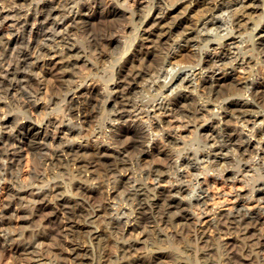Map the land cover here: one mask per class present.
Masks as SVG:
<instances>
[{
	"label": "bare ground",
	"instance_id": "obj_1",
	"mask_svg": "<svg viewBox=\"0 0 264 264\" xmlns=\"http://www.w3.org/2000/svg\"><path fill=\"white\" fill-rule=\"evenodd\" d=\"M9 3H14L17 5V7L15 9H6L5 5ZM169 3L165 0H80L78 6L73 8L71 10V14L69 15L67 12L68 0H0V126L14 128V131L11 133L7 131L0 133V173L3 174V176L0 178H2L5 182L3 185L4 188L1 186L3 189L0 191V245L8 243V246L12 247L14 256L25 255L27 258L26 260L24 259V263L22 264H66L65 255L67 257L68 254V257L71 258L72 261H75L76 259L81 258L83 251L84 254L86 253L84 248L78 247L76 244H74V241L77 242L78 237H74L76 240H69L68 238H72L73 236V233H71L72 229H80L77 222L74 220L78 217V212L70 209L72 205H69L70 208H67L65 205L67 203L65 201L61 204V206L59 205L61 208L59 210L57 208L58 206H55V208L53 207V200H47L50 196H58L57 194L60 188L57 184H55L57 186H52L47 190L38 189L36 192L34 188H32L29 190L27 195L21 194L20 191L18 192V190L14 189L16 187L14 181V172L17 173L21 167H23L22 164L25 153L31 155L32 158L30 157V162H32L33 165H36L37 163L34 161V156L41 152H46L47 159L43 161L42 165V168L46 166V169L47 167L50 168L51 166H55V164L58 163H68L71 161L75 167L78 165L77 171L81 174V181H84L87 184L88 182L94 180L93 176L96 175L95 173L99 166L106 167V175L110 176L108 180L112 179V184H115L116 180L120 178L125 180L122 181L125 182L124 186L135 198L138 196V194L140 195V192L135 185L134 187L131 185L133 182V178H131L132 176L129 177L128 174H126L119 178L116 176V173L118 172L117 170L119 169V165L120 168H124L129 165L132 167H130L131 169L136 168L137 172L142 168L143 172H141V174L144 176L145 180L150 182L146 184L144 183L141 186L143 189L148 187L149 190L150 188L151 192L153 193L154 198L152 201V207L144 208L143 210L140 209V211L136 213L137 211L135 212L133 206V202L136 200L132 198L129 208H125L122 213H119L121 214L122 218L127 219L123 227V232L126 234L129 232L133 233V231H136L137 229L135 225L130 223L132 221L129 219L131 216H143L147 215L148 213L156 212L159 209L157 212L160 213L162 210H166L168 213L178 212L179 215L176 216V219L181 222L190 216L188 214L191 210L193 211L192 215L197 217L212 214L213 219L211 221L208 220L209 223L207 226L209 228L214 227L217 230H221V228H226L227 230L232 229L235 231L241 230L245 235H249L250 233L252 235L254 233L252 239V241L255 242H253L254 246H256V249L258 250L262 248L264 243V238H262V236H264V233H261L260 227H264V208H249L244 204V202L258 203L264 200V180L257 181L251 187H245V177L253 175V173L248 170L250 164L241 166L243 170L242 175L239 179L234 181L233 176L235 175V172L233 168L230 167L232 156L228 154V149H224L223 155L212 156L210 158L211 162L218 164L223 174V179L220 180V184L223 183L225 186H229L228 191H219V193L212 196L211 189L213 187L217 189L218 187L216 176L213 177V180H207L208 177H206L207 179H203V181H201L199 178L200 175H203L204 172L209 170V158L204 154H201L199 158L205 161V163L199 170V174H197L196 169L188 167V158L186 156H182L180 158V164L182 167L187 168V171L182 172L179 176V179L188 178L191 181L192 178H196L200 185L207 190L208 197H210L203 198L202 196L200 200L193 199L192 205H189L187 200V196L191 191L188 185L173 183V178L166 173L168 172V158L171 152H179L183 149L185 144L189 143L194 137L197 136L213 138L217 137V125H221L224 132L231 137L230 142L233 145H237V142L240 140L246 141V143H244L242 146L237 145L234 147L232 149L233 154L245 155L246 153H252L251 159H258L259 157L256 155L257 153H259V156H264V115L260 114V101L261 98H264V23L262 25V21L264 19V0H180V3ZM118 17L124 20V22L127 21L128 25L133 27L131 31L133 30L134 39L131 40V45H128L130 46V49H132L131 57L126 60L123 59L124 61L121 63H117L115 65L110 64L109 69H111V72L109 81L111 82L110 85L105 86L104 89L100 90L99 87L88 84L82 87V91L80 93L74 92L72 94H66L65 99L68 100L67 103H73L77 99L76 94H79V96H77L79 99L83 98V100L86 102H92L91 104L93 105V101H95L94 99H97V96L100 95L99 97H101V100L98 101L101 102V109H104L105 112H110L115 105L122 104L127 98L138 96L149 89H151L152 92H159L162 90V95L166 99L160 103H163L164 107H153L149 113L150 116L156 118L155 124L152 125L155 139H153L152 143L148 146L150 149L149 151L140 152L137 156V145L139 140L144 135L141 124H150L151 121H148L147 118H145L144 121L135 120L133 118L134 114L132 112L131 104L126 105L128 111H122L120 116L116 117V119L121 121L120 123H105V129L101 132V145H99L98 138L96 139L95 136V140L93 141L94 144L92 145L88 142L83 144V141V143L78 142L73 144L72 141L76 140L73 139V137L77 134H80L81 129H76L74 126L72 127L68 123H61L60 120L54 117L51 118V120L59 125V128L55 133V138L46 135V125L49 124L50 119L39 121L41 118L39 115V120L36 118V113L40 108V104L38 102L34 107H31V119H23L22 122L17 123V119L7 118V115H5L7 109L4 100L8 99L10 102L12 99H15L23 103L25 105V110H27L29 107L27 91L29 85H31L33 89H35L37 85H41L43 89L44 86L47 85V82H49L50 77L53 76H58L57 78H60L64 82L68 81L66 84L73 83L72 81H74L75 75L79 74V72L77 73V65L81 61V58L79 57L80 55L78 56L79 50L77 48L76 50H69V47L67 49H65V47H67V45L73 41L75 31L78 28L83 29L86 41H88L90 44L91 55L97 54L99 52L101 53V56H99L102 63L109 61L108 58L112 57L109 56L110 53L107 54V52L112 46H116L117 44L121 43V37L118 39L116 36L117 33L111 29L107 35L103 34L102 37L96 38L94 37L95 35L93 30H91L93 29L92 23L95 20L106 21L113 20ZM127 27L128 26L125 25L124 30ZM80 34H82V32H80ZM225 39H228V41L224 42ZM74 52L76 53V60L72 63V56H70V54ZM154 53H157L158 56H153ZM87 55H89V53ZM155 56L157 58H155ZM151 57H153L152 62H150ZM189 57L191 61H187L188 64L181 68L180 63L182 64L186 62L180 61ZM88 59L91 58L88 57ZM113 61L115 62V60ZM96 63H98V61ZM105 64L107 65L108 63ZM258 67V70L260 71L256 69ZM86 68L84 67L83 69ZM95 70L93 72H95ZM238 70L241 72H246L249 76L244 77L245 75L243 74V76L241 74L243 76L242 78H236L235 73ZM82 77H84V75ZM96 79H98V77ZM50 86L52 87V84ZM22 87L26 90L25 92H21ZM59 87L60 85H58V88ZM96 87L100 92L97 91L98 89H96ZM60 89L61 88L58 90ZM55 91L57 90L55 89ZM58 92L57 94L60 93ZM109 93L111 94L110 97L108 96ZM42 94L46 93H43L42 91ZM197 100L201 102L199 107L205 111L200 115H196L195 120H193L191 118L192 112L189 110L188 106L195 105ZM55 106L56 105L53 107ZM70 112L71 111H68V116H71ZM92 112L93 111H91V113ZM217 117L220 119H217ZM125 121H127V123H125ZM161 127L163 128V132H161ZM245 131H247V133ZM187 133H189L190 136L186 135ZM65 136H67V138L71 141L70 144L63 142ZM177 138H179V140ZM124 140H128L129 143L125 144L124 147L119 148V150L117 147L111 146L113 144H121ZM212 143H215V140H213ZM45 145H47L46 148L44 147ZM89 152H93L92 154L95 156V159L89 158L90 160L88 159L87 161H83L86 159L78 161L80 157H83H79V155H86ZM213 152L219 153L220 148L214 147ZM91 155H89V157ZM147 158H151L152 160L149 161L147 165H143ZM116 161L119 162L118 166L115 164V166H113L112 162ZM34 167L36 166H33L32 168L34 169ZM33 169L32 171L30 170L31 172L29 173V178L28 176L26 177L30 181V183L28 182L29 185L34 183L31 182L33 181L34 176L39 177L41 183L44 182L47 176L45 174L49 171H46L45 174L35 173ZM125 169L126 168L123 170L125 171ZM55 171H57V169ZM79 173L77 175H79ZM160 173L165 174L159 175ZM26 175L28 174H25V176ZM97 176L98 179L101 178V175L100 178L99 174ZM102 176L104 175L102 174ZM48 177L47 179L50 180ZM22 180H24V178ZM157 181H159L158 184ZM36 184L38 185V183ZM237 184H241L242 187L236 188L235 185ZM71 185L73 184L71 183ZM121 188L123 187L120 186V189ZM77 189L79 190L77 191L83 193L84 196L88 198V200L91 198L90 196L95 190L92 188V186L81 185H79ZM127 189L125 193L128 192ZM116 191L120 192L118 190ZM250 191L251 196L249 197ZM81 196L83 197L82 194ZM214 196H218V199H223L224 202H232V207L224 214L221 212L216 213L215 207L221 204V200L214 203L212 202L213 205L211 203L212 206H210V202L214 201ZM182 197L184 198L182 199ZM95 200H97L96 196L94 198V201ZM97 202L98 200L96 203ZM224 202L222 201V203ZM139 203L141 204V201ZM192 206H194V208ZM76 207H78V204ZM76 207L74 209H76ZM91 207L93 209V206ZM103 208L105 211V207ZM101 209L94 212V217L92 218L93 220L95 219V221H97L101 219ZM46 212H48V214L44 216ZM41 215L44 216L47 226H43L45 228H43V230H41L37 235L34 234L36 237H34L32 242L24 243V240L21 241L17 239L16 243H11L12 240L16 239V237L20 235V233L17 231V226L24 223L26 224L27 221H32L36 218L38 219V217ZM85 216L87 215H84V217ZM150 220L151 219H149V221ZM36 224H38V222ZM100 224L98 226H100ZM112 224L113 223H111V225ZM163 224L164 223H162V225ZM145 225L147 226V224ZM185 225H187L186 222ZM193 225H195V223ZM21 227L23 228V226ZM190 227L188 226V228ZM201 227L203 228V226ZM6 230L8 232L7 236L3 234ZM205 230L207 232L208 229ZM112 231L116 232L117 230ZM139 231L140 230L137 232ZM55 232L57 235L64 233L67 236V247L69 248V251L67 250V254L63 249H61L65 246L60 247L63 242L59 245L60 248L57 247L61 250H57L56 248L53 249V246L49 247V242H46L51 235L55 234ZM178 232L179 231H177V233ZM222 232L225 233L224 231ZM28 233L30 232H27L26 234L28 235ZM79 235L80 234H78V236ZM255 235L257 236L255 237ZM60 236L62 237L63 235ZM128 236H130V234L127 235V238ZM94 237L91 236V238L95 239ZM120 237L121 236H119V239ZM211 237L214 238L213 236H210V238ZM28 238L29 237H27V239ZM115 238H118V236ZM233 239L236 240L235 238ZM243 239L244 238H242V240ZM249 240L251 239L249 238ZM249 240L247 239V241ZM204 241L205 239L203 240V243ZM215 241L217 242V240ZM82 243L85 244L84 242ZM93 243L95 242L93 241ZM238 246L239 245H237V248L240 247ZM88 248L91 249L90 247ZM205 250L206 249H204V251ZM210 251L209 253H212L214 250L212 252ZM122 253L126 252L123 251ZM237 253H239L238 249ZM37 255L42 257V260H38L36 258ZM78 256H80V258H78ZM215 256L217 255L215 254ZM215 256L214 261L216 260L215 258H217ZM233 256H235V254ZM112 260L110 262H112ZM18 261L20 262V260ZM66 261L68 260L66 259Z\"/></svg>",
	"mask_w": 264,
	"mask_h": 264
},
{
	"label": "rangeland",
	"instance_id": "obj_2",
	"mask_svg": "<svg viewBox=\"0 0 264 264\" xmlns=\"http://www.w3.org/2000/svg\"><path fill=\"white\" fill-rule=\"evenodd\" d=\"M165 1H168V3L169 4H174V3H180V0H165ZM118 19V20H117ZM121 18H116V19H113V20H106V21H103V20H95L93 23H92V26H93V29H91V30H93V33H94V37H96V38H99V37H102L103 36V34H108V32L112 29V30H114L117 34H116V36H117V38L119 39L120 37V40H121V43L120 44H117L116 46L114 45V46H112L110 49H109V51L107 52V54H109V56H111L112 58H108L109 59V61H106L105 63H108L107 65L105 64V63H102L101 62V58H100V56H101V53H97V54H92L91 55V48H90V44L88 43V41H86V37H85V35H84V33H83V29H81V28H78L76 31H75V36H74V38H73V43L72 42H70L69 43V45H67V47H65V49H67L68 47V49L69 50H76V48L79 50V54H78V56L81 58V61L78 63V65H77V73L79 72V74H77V75H75V78H74V81H72L73 83H68V84H66L67 82L65 81H62L60 78H57L56 76H53V77H50V79H49V82H47V85H45L44 86V88H43V93H46V94H42L43 96H41L42 98L39 100V104H40V108L42 107V108H44V109H38V111H37V115H36V118H38V120H39V118L41 117H43L42 119L40 118V120L39 121H41V120H46V119H51V118H53V117H51V118H49L48 116H47V113H46V110L47 109H49V106L51 107V108H56L58 105H59V103H61V94L62 93H64V98H63V105H65L64 106V111H65V113H66V115H67V113H68V111H71L70 113V115L71 116H68L67 115V118L69 119V120H72V121H75L77 118H78V121H79V127H75L76 129H81V133L80 134H77L76 136H74L73 137V139H76V140H73L72 142H73V144H75V143H78V142H82L83 144H85L86 142H88L89 144H94L93 143V141L95 140V137H96V139L98 138V143H99V145H101V132L105 129L104 127V125H105V123H106V120H105V118H103V117H105V113H107V112H105L104 111V109H101V102L100 101H98V100H101V97H99V96H97L98 98L97 99H94L95 101H93V105L91 104L92 102H86L85 100H83V98H81V99H79V97H77V96H79V94H76V100L73 102V103H70V102H68L67 103V101L68 100H66L65 99V95L66 94H72V93H74V92H76V93H80L81 91H82V87H84L85 85H88V84H92L93 86H97V87H99V89L101 90V89H104V87L105 86H108V85H110V81H109V77H110V72H111V69H109L110 67V64H117V63H121V62H123L124 60H126V59H129L130 57H131V51H132V49H130V46H128V45H131V43H132V41L131 40H133L134 39V34H133V30L131 31V29L133 28V27H131V25L129 26L128 25V23H127V21L126 22H124V20H122ZM108 21V22H107ZM106 22V23H105ZM123 23V25H122V23ZM263 23H264V19H263V21H262V25H263ZM125 25L126 26H128L125 30H124V27H125ZM95 26V27H94ZM123 27V29H122V27ZM251 26V25H250ZM95 28V29H94ZM107 28V29H106ZM115 28H117V29H115ZM109 29V30H108ZM95 30V31H94ZM106 30V31H105ZM120 30V31H119ZM122 30V31H121ZM77 31H78V33H77ZM124 31V32H123ZM80 32H82V34H80ZM126 32V33H125ZM97 33V34H96ZM123 33H124V36H123ZM128 33H130V34H128ZM78 34V35H77ZM100 34V35H99ZM80 36H82V37H80ZM78 37V38H77ZM85 40H84V39ZM132 38V39H131ZM83 39V40H82ZM78 40V41H77ZM226 40V41H225ZM224 40V42H227L228 41V39H225ZM256 40V39H255ZM79 41H82V42H79ZM76 42H78V43H76ZM126 42V43H125ZM72 43V44H71ZM76 43V44H75ZM78 44H79V46H78ZM87 44V45H86ZM77 45V46H76ZM81 45V46H80ZM118 47V48H117ZM124 47V48H123ZM73 48V49H72ZM124 50H123V49ZM88 49V50H87ZM126 49V50H125ZM130 49V50H129ZM92 50H93V48H92ZM101 50V49H100ZM99 50V51H100ZM88 51V52H87ZM116 51V52H115ZM122 51H123V53H122ZM101 52V51H100ZM75 53V52H74ZM74 53H72V54H70V56H72L71 57V60H72V63H73V61H75L76 60V53H75V55H74ZM81 53V54H80ZM89 53V55H87V54ZM122 53V54H121ZM74 55V56H73ZM100 55V56H99ZM154 55H156V56H158L157 55V53H154L153 54V56ZM91 56V57H90ZM95 58H94V57ZM122 56V57H121ZM155 56V58H157ZM88 57L89 58H91V59H88ZM114 57H116V58H114ZM118 57H120V58H118ZM75 58V59H74ZM159 58V57H158ZM124 59V60H123ZM151 59V61L150 62H152V59H153V57H151L150 58ZM91 62H90V61ZM113 60H115V62L113 61ZM155 60V59H154ZM181 60V59H180ZM87 61V62H86ZM98 61V63H96ZM187 61H191V59H190V57L189 58H187V59H182L180 62H186V63H180V67L181 68H183L184 66H186V64H188L187 63ZM90 62V63H89ZM100 62V63H99ZM112 62H114V63H112ZM88 63V64H87ZM84 64H87V65H84ZM95 66H93V65ZM102 64V65H101ZM105 64V65H104ZM86 66H87V68H86ZM93 66V67H92ZM98 66H100V67H98ZM108 66V67H107ZM79 67H81V68H79ZM86 68V69H83V68ZM103 68H105V69H103ZM80 69V70H79ZM82 69V70H81ZM91 69V70H90ZM96 69V70H95ZM257 70L259 69V67L258 68H256ZM84 70V71H83ZM86 70V71H85ZM95 70V72H93ZM97 70H99V71H97ZM103 70V71H102ZM83 71V72H82ZM89 71V72H88ZM93 73H92V72ZM258 71H260V70H258ZM239 72V73H238ZM98 74V75H97ZM107 74V75H106ZM244 77H246V76H249L246 72H241L240 70H238L236 73H235V76H236V78H242L243 76ZM84 75V77H82ZM104 75V76H103ZM105 76H106V78H105ZM98 77V79H96V78ZM100 77V78H99ZM52 78V79H51ZM59 79H60V81H59ZM82 79V80H81ZM93 79V80H92ZM50 80H53V81H50ZM55 80H58L59 81V83H58V81H55ZM85 80V81H84ZM91 80V81H90ZM104 81V82H103ZM58 84H57V83ZM80 82V83H79ZM82 82V83H81ZM84 82V83H83ZM94 83V84H93ZM108 83V84H107ZM52 84V87L50 86ZM71 84V85H70ZM49 85V86H48ZM58 85H60V87L59 88H61L60 90H58L59 88H58ZM76 85V86H75ZM99 85V86H98ZM103 85V86H102ZM57 86V87H56ZM63 86V87H62ZM101 86V87H100ZM79 87V88H78ZM96 87V89H98ZM64 88V89H63ZM76 88V89H75ZM50 89H53V90H50ZM55 89L57 90V91H55ZM99 89L97 90V91H99ZM65 90V91H64ZM48 92V94H47V92ZM51 93H50V92ZM60 93H59V92ZM57 92L59 93V94H57ZM100 92V91H99ZM50 93V94H49ZM55 93V94H54ZM45 95V96H44ZM59 95V96H58ZM58 96V97H57ZM45 99H49L48 101L47 100H45ZM57 100V101H56ZM66 100V101H65ZM81 100V101H80ZM54 103H53V102ZM60 101V102H59ZM83 101H84V104H83ZM44 102V103H43ZM51 102V103H50ZM57 102V103H56ZM82 102V103H81ZM86 103V104H85ZM100 105H99V104ZM42 104V105H41ZM45 104V105H44ZM48 104V105H47ZM58 104V105H57ZM70 104V105H69ZM54 105H56L55 107H53ZM85 105V106H84ZM87 105V106H86ZM48 106V107H47ZM72 106V107H71ZM46 107V108H45ZM74 107H75V109H74ZM84 107V108H83ZM87 107V108H86ZM89 107V108H88ZM69 108H70V110H69ZM88 110V112H87V110ZM97 108V109H96ZM85 109V110H84ZM93 111L92 113H91V111ZM44 111H45V113H44ZM39 112V113H38ZM89 112H90V115H89ZM42 113H44V114H42ZM81 115H80V114ZM85 113V114H84ZM96 113H97V115H96ZM84 114V115H83ZM88 114V115H87ZM38 115L40 116V117H38ZM73 115V116H72ZM10 116V117H9ZM13 116V117H12ZM47 116V117H46ZM76 116V117H75ZM82 116V117H81ZM91 116V117H90ZM92 116H93V118H92ZM97 116V117H96ZM74 117V118H73ZM7 118H10V119H17V117L16 116H14V115H7ZM45 118V119H44ZM54 118H56V117H54ZM82 121H81V120ZM87 120V121H86ZM95 122H94V121ZM104 121V122H103ZM64 123H67V122H64ZM97 123V124H96ZM69 124V123H68ZM82 124V125H81ZM88 124V125H87ZM92 125H94V126H92ZM70 126H72V125H70ZM82 126V127H81ZM89 126H91V127H89ZM73 127V126H72ZM93 127V128H92ZM95 127V128H94ZM92 128V129H91ZM94 129V130H93ZM83 132V133H82ZM98 132V133H97ZM246 133H247V131H245ZM83 134H85V135H83ZM80 135V136H79ZM98 135V136H97ZM186 135H189L190 136V134L189 133H187ZM95 136V137H94ZM82 137V138H81ZM80 139V140H79ZM100 141V142H99ZM70 144V143H69ZM49 153V152H48ZM93 152H89L88 154H84V155H79V157L80 156H83L82 158L80 157L79 158V160L78 161H82L83 159H86V160H83V161H87L89 158H91V159H95V156H93V154H92ZM92 154V155H91ZM26 155H28V153H25L24 154V156L25 157H23V164H22V166L23 167H21V169H22V173H23V177H22V179L24 178V180H22L23 182H21V183H23V184H21L20 186H22V187H20V186H17V185H15L14 187V189L15 190H18V192L20 191V193L21 194H26L27 195V193L29 192V190L30 189H32V188H34V190H35V192L39 189V190H47V189H49V188H51L52 186H57L58 185V187L60 188V190H59V192H58V196H59V198H58V196H56V197H51V199H50V197L47 199V200H53V207L55 208V206H58L57 208L60 210L61 208H60V206H61V204L62 203H64V201L67 203V204H65L66 205V207L68 208L69 207V205L71 206V208L70 209H73V210H75V211H77L78 212V219L76 218V219H74L75 220V222H77V224H78V226L80 227V229H76V228H74L75 230H71V233H73V236H72V238L71 237H68L69 238V240H71V239H73V240H76V238H74V237H78L77 238V242L76 241H74L75 243L74 244H76V246H78V247H81V248H84L85 249V251H86V253L84 254V251L81 253L82 254V256H81V258H80V256H78V258H80V259H76L75 261L73 260L72 261V259L71 258H69L68 257V240H67V236L64 234V233H62V234H59V235H57V233L55 232V234H53V235H51L48 239H47V243L49 242V244L48 245H50L49 247H52L53 249L54 248H56L57 250H61V249H63L64 250V252L67 254V257H66V255H65V262H66V264H80V262H81V264L83 263V264H117V262H118V264H134V262H135V264H171V257L174 255V254H176L173 250L174 249H176V248H179V250L181 251V252H183V255L185 256V257H187L189 260L194 256L195 257V259H196V261H197V264H212V262L214 261V256H215V254L217 255V256H215V257H217V258H215L216 260L214 261L215 262V264H224V261H223V259H221L220 257L222 256V254H223V251H224V249L226 248V249H228V250H230L231 248V250L229 251V253H230V255H234L235 254V256L237 255H239V253H237V249H238V251L240 250L239 248V246L241 245V244H249L250 242H252V243H250V245L253 247V250L254 251H261V250H264V243H263V246H262V248H260L259 250L258 249H256V246H254V241H252V239H253V234L251 235V233L249 234V235H245L244 234V232H242L241 230H237V231H235V230H232V229H230V230H227L226 228H221V230L222 231H224L225 233H223L221 230H217V229H215L214 227H208L207 225H208V223H209V221H211L212 219H213V216H212V214L211 215H205V216H200V217H197V216H195V215H192L193 214V211H189V214L188 215H190V216H188L186 219H184V221H178L177 219H176V217H175V220H174V224H175V232H173V228L172 227H170V226H168L166 223H164L163 225H162V223L163 222H161L160 224H159V227H160V229L162 230V231H160V233L157 235L156 233H153L152 234V239L150 240L149 239V236H148V234H149V232L151 231V228H149L150 227V225L149 224H151V222L152 223H154V222H156V219H157V216L156 215H158L157 213H159V214H161L160 212H157V211H159V209L156 211V212H153V213H148L147 215H139V216H136V217H134V216H131V218H129L130 220H134V221H136L135 223H133V222H130L132 225H135L136 226V231L134 230L133 231V233L132 232H129V233H124L123 232V230H124V225H125V223H126V221H127V219L126 218H122L121 217V214H119V213H122L123 212V210L126 208V209H128L129 208V205H130V202H131V200H132V198L133 199H135L136 201H134L132 204H133V206H134V209H135V212L136 213H138V211H140V209H144V208H151L152 207V201H153V193L151 192V190H150V188H149V190H148V187H146V188H144L143 189V187L141 186L142 184H144L143 183V181H146V183H149L150 181H147V180H145V178H144V176L141 174V172L138 170V172H137V169L136 168H134V169H131L132 167L131 166H126V167H124V168H126L125 169V171L123 170L124 168L122 167V168H120V165L118 166V161H116V162H112V164H113V166H115V165H117L118 167H119V169L117 170L118 172L117 173H119V175H117V173H116V176L117 177H122V176H124V175H126V174H128V176L130 177V176H132L131 178H133V182L131 183V185H135L136 187H137V189H138V191L140 192V195L138 194V196L135 198L131 193H130V191L124 186V184H125V182H122V181H125V180H122L121 178L120 179H117L116 180V183L114 184H112V182H113V180L111 179H109L108 180V178H110V176H107L106 174H107V169H106V167H101V166H99L98 167V170L96 171V175H94L93 176V179L94 180H92V181H90V182H88V184L87 183H85L84 181H81L82 180V178L80 177L81 176V174L77 171V167H78V165H76L77 167H75L74 165H73V162H71V161H69L68 163L67 162H63V163H58V164H55V166H51L50 168H48L47 167V169H46V166H44V168H42V166L40 165V167H39V164L37 165H33V163L32 162H30L31 161V155H28V156H26ZM89 155H91L90 157H89ZM87 156V157H86ZM31 157V158H30ZM86 157V158H85ZM29 160V161H28ZM90 160V159H89ZM152 159L151 158H147V160H146V162L145 163H143V165H147L148 163H149V161H151ZM28 162V163H27ZM29 162H30V165H29ZM72 163V164H71ZM63 164H64V166H63ZM115 164V165H114ZM28 165V166H27ZM31 165H33V166H36V167H38V168H36L35 167V173H44L45 174V172L46 171H49V172H46V174L45 175H47L46 176V179H45V181L44 182H42L41 183V181L38 183V185L36 184V183H33L34 181H31L33 184L32 185H29V183H30V181L28 180V178H29V173L32 171V167L33 166H31ZM30 166V167H29ZM131 167V168H130ZM42 168V169H41ZM57 169V171H55L56 169ZM58 168H59V170H58ZM66 168V169H65ZM39 169V170H38ZM44 169H46V170H44ZM50 169V170H49ZM54 169V170H53ZM29 170V171H28ZM31 170V171H30ZM41 170V171H40ZM128 170H130L131 171V173H130V171H128ZM133 170H135V171H133ZM38 171H40V172H38ZM64 172V174H63V172ZM120 171V172H119ZM121 171H124V172H121ZM55 172V173H54ZM100 172V173H99ZM102 172V173H101ZM104 172V173H103ZM16 172H14V174H15ZM48 173V174H47ZM60 175H59V174ZM79 173V175H77ZM123 173V174H122ZM139 173V174H138ZM25 174H28V175H26L25 176ZM62 174V175H61ZM99 174V178H100V175H101V178L100 179H98V175ZM102 174L104 175V176H102ZM121 174V175H120ZM212 175V176H211ZM28 176V178H26ZM49 176V177H48ZM74 176V177H73ZM79 176V177H78ZM138 176V177H137ZM215 176V174H214V172H210L208 175H200L199 176V178H200V180L201 181H203V179H207L206 177H208V179L207 180H213V177ZM47 177L51 180H48L47 179ZM53 179H52V178ZM64 177V178H63ZM76 177H77V179H76ZM96 177H97V179H96ZM106 177V178H105ZM61 178V179H60ZM105 178V179H104ZM28 181H27V180ZM63 179V180H62ZM76 179V180H75ZM102 179V180H101ZM137 179V180H136ZM143 179V180H142ZM68 180V181H67ZM64 181H65V183H64ZM29 182V183H28ZM84 182V183H83ZM119 182V183H118ZM25 183V184H24ZM26 183H27V185H26ZM71 183L73 184V185H71ZM140 183V184H139ZM5 184V182H3V183H0V187L2 186L3 188H4V185ZM52 184V185H51ZM55 184H57V185H55ZM217 184H218V187H217V189L216 188H212L211 189V194H212V196L213 195H215V194H217V193H219V191L220 192H223V191H228L229 190V186H225L223 183H221L220 184V180L219 181H217ZM36 185V186H35ZM41 185H43V186H41ZM60 185V186H59ZM75 185V186H74ZM79 185H81V186H92V188L93 189H95L94 190V193L90 196L91 198L88 200V198L86 197V196H84V194L83 193H81V192H78L79 190L77 189V187L79 186ZM96 185V186H95ZM112 187H111V186ZM119 185V186H118ZM50 186V187H49ZM66 186H68V187H66ZM73 186V187H72ZM120 186L121 187H123V188H121L120 189ZM128 186H130V185H128ZM0 188L1 190L0 191H2V189L3 188ZM18 187V188H17ZM74 187H75V189H74ZM119 187V188H118ZM141 187H142V189H141ZM235 187L236 188H240V187H242V185L241 184H237V185H235ZM68 188V189H67ZM101 188H102V190H101ZM116 188H118V189H116ZM123 189V190H122ZM126 189H127V191L128 192H126L125 193V191H126ZM63 190V191H62ZM73 190V191H72ZM77 191V192H75V191ZM97 190H98V192H97ZM116 190H118V191H120L121 192V194H120V192H117ZM122 190V191H121ZM146 190V191H145ZM70 191V192H69ZM96 191V192H95ZM104 191V192H103ZM116 191V192H115ZM150 191V192H149ZM61 192V193H60ZM69 192V193H68ZM74 192V193H73ZM103 192V193H102ZM123 192V193H122ZM71 193V194H70ZM100 193V194H99ZM102 193V194H101ZM120 194V195H118V194ZM143 193V194H142ZM81 194L83 195V197L81 196ZM97 194V195H96ZM151 194V195H150ZM99 195V196H98ZM101 195V196H100ZM102 195H103V197H102ZM105 195V196H104ZM115 195H117V196H115ZM143 195V196H142ZM66 196H68V197H66ZM75 196V197H74ZM93 196V197H92ZM95 196H96V199L98 200V202L96 203V201L97 200H95L94 201V198H95ZM133 196V197H132ZM97 197H99V198H97ZM107 197V198H106ZM112 197V198H111ZM116 198V200H115V198ZM127 197V198H126ZM145 197V198H144ZM151 197V198H150ZM215 198H214V201H211L210 202V206H212L213 205V203L214 202H218L219 200H221V199H218V196H214ZM131 198V199H130ZM71 201H70V200ZM76 199V200H75ZM103 199V200H102ZM106 199V200H105ZM123 199V200H122ZM128 199V200H127ZM145 199V200H144ZM150 199V200H149ZM217 199V200H216ZM56 202H55V201ZM78 200V201H77ZM82 200V201H81ZM87 200V201H86ZM104 200H105V202H104ZM111 200V201H110ZM118 200V201H117ZM125 200V201H124ZM141 201V204L139 203L140 201ZM144 200V201H143ZM74 201H76V202H74ZM87 203H86V202ZM94 201V202H93ZM148 201V202H147ZM222 201L224 202V200L222 199L220 202H221V204L220 205H217L216 207H215V212L216 213H222V214H224L226 211H228V209H230L231 207H232V205H233V203L232 202H224V203H222ZM59 202V203H58ZM70 204H69V203ZM126 202V203H125ZM143 202V203H142ZM213 202V203H212ZM73 203V204H72ZM80 203H81V205H80ZM104 203V204H103ZM149 203H151V204H149ZM211 203H212V205H211ZM257 202H244V204H245V206L246 207H249V208H259V207H263L264 208V200L262 201V202H258L257 204H256ZM56 204H58V205H56ZM77 204H78V207H76L77 206ZM86 206H85V205ZM88 204V205H87ZM90 204V205H89ZM95 206H94V205ZM103 206H102V205ZM107 204V205H106ZM112 204V205H111ZM126 204V205H125ZM139 204V205H138ZM60 205V206H59ZM105 205V206H104ZM121 205H123V206H121ZM143 205V206H142ZM251 205V206H250ZM261 205V206H260ZM73 206H75L76 207V209H74L75 207H73ZM85 206V207H84ZM91 206H93V209H92V207ZM110 208H108V207ZM138 206V207H137ZM143 208H142V207ZM256 206V207H255ZM91 207V208H90ZM103 207H105V211H104V208ZM137 209H136V208ZM140 207V208H139ZM84 208H85V210H84ZM95 208V209H94ZM102 208V209H101ZM79 209V210H78ZM99 209H101V219H99V220H97V221H95V219L93 220L92 218L94 217V212H96L97 210H99ZM107 209V210H106ZM109 209V210H108ZM114 210V211H113ZM218 210V211H217ZM89 211H90V213L91 214H93V215H91L90 213H89ZM112 211V212H111ZM84 212V213H83ZM107 213H108V215H110V216H108L107 215ZM110 213V214H109ZM156 213V214H155ZM48 214V212H46L45 213V215L44 216H46ZM81 214V215H80ZM117 214H119V215H117ZM43 215H41V216H39L38 217V219H40V220H38L37 218L36 219H34V220H32V221H27L26 222V224L24 223V224H20L19 226H17V231H18V233H20L21 234V232H23V236L25 237V239H27V237H29V238H32V240H31V242L33 241V239H34V237H36V235L41 231V230H43V228H45V227H43V226H47V224H46V222H45V218H44V216ZM84 215H87V216H85L84 217ZM104 215V216H103ZM154 215H155V217H154ZM83 216V217H82ZM142 216V217H141ZM82 219H81V218ZM90 217V218H89ZM103 217H104V220H103ZM114 217H115V219H114ZM121 217V218H120ZM140 217V218H139ZM144 217V218H143ZM192 217V218H191ZM43 218V219H42ZM111 218V219H110ZM118 220H117V219ZM120 218V219H119ZM139 218V219H138ZM156 218V219H155ZM194 218V219H193ZM211 218V219H210ZM80 219V220H79ZM148 219V220H147ZM149 219H151L150 221H149ZM164 219L165 220H167V217L166 216H164ZM188 219V220H187ZM38 220V221H37ZM77 220V221H76ZM88 220V221H87ZM102 220V221H101ZM122 222H121V221ZM139 220V221H138ZM191 220V221H190ZM209 220V221H208ZM38 222V224H36L37 222ZM80 221V222H79ZM82 221V222H81ZM105 223H104V222ZM137 221H138V223H137ZM140 221H142V222H140ZM149 221V222H148ZM188 221V222H187ZM196 221V222H195ZM201 221V222H200ZM208 221V222H207ZM34 222V223H33ZM44 222V223H43ZM97 222H99V223H97ZM115 222H119L118 224L117 223H115ZM178 222H180V223H178ZM185 222H186V224L187 225H185ZM206 224H205V223ZM81 223H82V225H81ZM101 223V224H100ZM107 223V224H106ZM111 223H113L112 225H111ZM138 225H137V224ZM178 223V224H177ZM183 225H182V224ZM195 223V225H193ZM94 224V225H93ZM100 224V226H98ZM145 224H147V226L145 225ZM177 224V225H176ZM180 224V225H179ZM188 224H190L191 225V227H190V225H188ZM200 224V225H199ZM203 224V225H202ZM204 224H205V226H204ZM108 225V226H107ZM110 225H111V227H110ZM114 225V226H113ZM119 225V226H118ZM143 225V226H142ZM193 225V226H192ZM21 226H23V228L21 227ZM37 226H39V227H37ZM83 226V227H82ZM88 226H90V227H88ZM92 226V227H91ZM144 226H145V228H144ZM161 226H163V227H161ZM178 226V227H177ZM188 226L191 228H188ZM201 226H203V228L201 227ZM13 227H15V226H13ZM21 229H20V228ZM118 227H120V228H118ZM187 227V228H186ZM202 228V231H201V228ZM220 227H221V224H220ZM224 227V226H223ZM40 228V229H39ZM98 228V229H97ZM113 228V229H112ZM115 228V229H114ZM139 228V229H138ZM141 228V229H140ZM164 228V229H163ZM199 228H200V230H199ZM212 228V229H211ZM261 228V233L263 232L264 233V227L262 226V227H260ZM263 228V229H262ZM91 229V230H90ZM100 229H101V231H100ZM181 229V230H180ZM186 229V230H185ZM188 229V230H187ZM205 229H208L207 230V232H206V230ZM78 230V231H77ZM89 230V231H88ZM112 230H117L116 232L115 231H112ZM120 230V231H119ZM138 230H140L139 232H141V233H139V232H137ZM147 230V231H146ZM185 230V231H184ZM189 230H190V232H189ZM192 230V231H191ZM211 230V231H210ZM12 231V230H11ZM10 231V232H11ZM72 231H74V232H72ZM76 231V232H75ZM94 231V232H93ZM99 231V232H98ZM177 231H179L180 233H182V234H180L179 232V234L177 233ZM194 231V232H193ZM215 231V232H214ZM221 231V232H220ZM230 231H232V232H230ZM27 232H30V233H28V235L26 234ZM77 232H78V234H80L79 236H78V234H77ZM85 232V233H84ZM89 232H90V234H89ZM120 232V233H119ZM238 232V233H237ZM91 233H92V235H91ZM94 233V234H93ZM117 233V234H116ZM133 235H132V234ZM140 235H139V234ZM143 233V234H142ZM145 233H147V234H145ZM185 233V234H184ZM191 233V234H190ZM227 233V234H226ZM262 233V234H263ZM30 234V235H29ZM34 234H36V235H34ZM98 234V235H97ZM128 234H130V236H128V238H127V235ZM223 234V235H222ZM234 234V235H233ZM27 235V236H26ZM57 235V236H56ZM60 235H63L62 237L60 236ZM64 235H65V237H64ZM77 235V236H76ZM82 235V236H81ZM118 236V238H115V237H117ZM173 235V236H172ZM204 235V236H203ZM205 235H207V236H205ZM222 235V236H221ZM236 235V236H235ZM264 235V234H263ZM19 236V235H18ZM91 236L92 237H94L95 239H93V238H91ZM101 236V237H100ZM119 236H121L120 237V239H119ZM145 236V237H144ZM169 236H171V237H173L172 239H168L167 237H169ZM199 236V237H198ZM210 236H213L214 238H210ZM228 236V237H227ZM244 236H246V237H244ZM257 235H255V237H256ZM189 237V238H188ZM203 237V238H202ZM222 237V238H221ZM235 238L236 240H238V241H236V240H234L233 238ZM28 238V239H29ZM60 238V239H59ZM62 238V239H61ZM81 240H80V239ZM87 238V239H86ZM89 238V239H88ZM126 239V242H123L125 239ZM199 238V239H198ZM224 238V239H223ZM242 238H244L243 240L245 241H243L242 240ZM249 240V238L251 239V240H249V241H247V239ZM93 239V240H92ZM98 239V240H97ZM117 239H119V240H117ZM122 239V240H121ZM124 239V240H123ZM129 241H128V240ZM205 239V241H206V243H205V241H204V243H203V240ZM219 239V240H218ZM233 239V240H232ZM60 240V241H59ZM64 240V241H63ZM65 240H67V241H65ZM79 240V241H78ZM100 240V241H99ZM117 240V241H116ZM215 240H217V242L215 241ZM226 240V241H225ZM22 241V240H21ZM56 241V242H55ZM58 241H59V243H58ZM81 241V242H80ZM93 241L95 242V243H93ZM199 241V242H198ZM210 241V242H209ZM214 241V242H213ZM236 241V242H235ZM242 241V242H241ZM247 241V242H246ZM24 242V241H23ZM46 242H44V243H46ZM51 242V243H50ZM63 242V244H61ZM79 242V243H78ZM82 242H84L85 244H83ZM96 242H97V248H96ZM196 244H194V243ZM219 242V243H218ZM222 242V243H221ZM249 242V243H248ZM254 242V243H253ZM25 243V242H24ZM46 243V244H47ZM214 243V244H213ZM228 245H227V244ZM234 245H233V244ZM239 243V244H238ZM61 244V245H60ZM79 244H81V245H79ZM94 244V245H93ZM120 244H121V246H122V248H121V246H120ZM137 244V245H136ZM157 244H159L160 245V247H159V250H157V247H156V245ZM239 245L238 247L239 248H237V245ZM55 245V246H54ZM59 245H60V247H62V246H65V247H62L61 249H59L60 247H59ZM117 245V246H116ZM127 245V246H126ZM128 245H130V246H128ZM133 245V246H132ZM185 245H187V247H188V251H184V248H185ZM223 245V246H222ZM236 245V246H235ZM2 246H3V248H2ZM5 246V247H4ZM94 246V247H93ZM119 246V247H118ZM201 246V247H200ZM204 246H206V247H204ZM57 247H59V248H57ZM67 247V248H66ZM88 247H90L91 249H89ZM204 247V248H203ZM211 247V248H210ZM255 247V248H254ZM119 248V249H118ZM131 248H132V250H131ZM222 248V249H221ZM55 249V250H56ZM125 249H128V250H125ZM195 249V250H194ZM204 249H206L205 251H204ZM211 249H213V250H211ZM216 249V250H215ZM68 250V251H67ZM113 250V251H112ZM122 250V251H121ZM211 250V251H210ZM233 250V251H232ZM236 250V251H235ZM88 251V252H87ZM120 253H119V252ZM126 252V253H122V252ZM128 251H130V252H128ZM209 251L210 252H212V253H209ZM221 251V252H220ZM63 252V253H64ZM90 252V253H89ZM118 252V253H117ZM203 252H205V253H203ZM217 252V253H216ZM220 254H219V253ZM95 253V254H94ZM122 253V254H121ZM133 253V254H132ZM209 253V254H208ZM215 253V254H214ZM237 253V254H236ZM47 254V253H46ZM89 254V255H88ZM113 254V255H112ZM130 254H132V255H130ZM204 256H203V255ZM208 254V255H207ZM211 254V255H210ZM214 254V255H213ZM87 255V256H86ZM90 255H91V257H90ZM96 255V256H95ZM127 255V256H126ZM213 255V256H212ZM219 255H220V257H219ZM24 256V257H23ZM108 256V257H107ZM114 256V257H113ZM138 256V257H137ZM213 257V259H212V257ZM84 257V258H83ZM89 257V258H88ZM121 257V258H120ZM126 257V258H125ZM204 257V258H203ZM208 257H211V261L208 259ZM15 258V259H14ZM26 256L25 255H20V256H18V255H15L14 256V252H12V247L11 246H8V243H4V245H0V264H22V263H24V259L26 260ZM111 258V259H110ZM114 258V259H113ZM145 258V259H144ZM202 258V259H201ZM66 259L68 260V261H66ZM69 259H70V261H69ZM84 259V260H83ZM99 259V260H98ZM107 259V260H106ZM110 259V260H109ZM115 260V261H113V260ZM119 259V260H118ZM121 259V260H120ZM240 259L243 261V264H250V261L249 260H247V259H245L243 256H241L240 257ZM245 259V260H244ZM18 260H20V262L18 261ZM87 260V261H86ZM112 260V262H110ZM17 261V262H19V263H15V262ZM76 261H79V262H76ZM89 261V262H88ZM101 261V262H100ZM122 261V262H121ZM132 261V262H131ZM205 261V262H204ZM246 261V262H245ZM68 262H71V263H68ZM99 262V263H98ZM109 262V263H108ZM121 262V263H120ZM141 262V263H140ZM155 262V263H154ZM157 262V263H156ZM203 262V263H202ZM52 264H55V263H52Z\"/></svg>",
	"mask_w": 264,
	"mask_h": 264
},
{
	"label": "clouds",
	"instance_id": "obj_3",
	"mask_svg": "<svg viewBox=\"0 0 264 264\" xmlns=\"http://www.w3.org/2000/svg\"><path fill=\"white\" fill-rule=\"evenodd\" d=\"M80 0H68V8L67 12L70 15L71 10L73 8H76L79 4ZM17 7L14 3H9L5 5L6 9H15ZM63 7V5H62ZM17 18V17H13ZM19 70V69H18ZM39 79V78H38ZM111 82V81H110ZM26 90L22 87L21 92H25ZM28 105L29 107L27 110H25V105L15 99H12L10 102L8 99L4 100L5 106H6V113L5 115H14L17 117V123H20L23 121V119H31V107H34L37 102L41 99L42 96V86L37 85L35 89L31 87V85L28 86ZM110 93L108 96L110 97ZM34 97V99H33ZM63 98L64 94H61V103L56 108H51L49 106V109L46 110L47 116L49 118L56 117V119L60 120L61 123L67 122L72 126L79 127V121L78 118L75 121L69 120L67 118V115L64 111V105H63ZM166 98L162 95V90L159 92H152L151 89L148 91L138 95V96H132L130 98H127L122 104H117L114 106V108L110 111L105 113V120L107 123L117 124L121 121L119 119H116V117L120 116V113L128 111V108L126 105L131 104L132 105V112L134 114V119L138 121H144L145 118H147L148 121H151L150 124L144 123L141 124V127L143 129L144 135L138 142V152L137 156L140 152L143 151H149V145L152 143L153 139H155V134L153 132L152 125L155 124L156 118L149 115L151 109L153 107H164L162 102ZM255 102V101H254ZM106 103V100H105ZM200 101L197 100L195 105H189V110L192 112V119L195 120L196 115L202 114L205 110L200 108ZM261 111L260 114L264 115V98H261ZM143 114V115H141ZM175 115V113H174ZM217 119H220L217 117ZM127 123V121H125ZM255 123V122H253ZM218 129L217 137H202L197 136L194 137L189 143L185 144L183 149L179 152H171L169 154L168 158V172L167 175L171 176L173 178V183H181L186 184L191 189L187 196V200L189 205H192L193 199L200 200L203 196V198H210L208 197L207 190L204 189L198 180L196 178H192L190 181L188 178L179 179V176L182 172H186L187 168L182 167L180 164V158L182 156H186L188 158V167L194 168L197 170V174H199V170L203 167L205 161L201 160L199 157L201 154H204L206 157L209 158V170L204 172V175H208L210 172H214L217 181L223 179L222 171L218 164L211 162V157L216 155H223L224 149H228V154L232 156V160L230 162V167L233 168L235 175L233 176V180H237L242 175V165H249V171L253 173L252 176L245 177V187H251L254 185L257 181L264 180V156H259V153L256 155L259 157L258 159H251L252 153H246L245 155H235L232 152V149L236 147L237 145L242 146L246 141L240 140L237 142V145H233L230 140L231 137L228 136L221 125L216 126ZM59 125L56 124L51 119L49 120V124L46 125V135L52 136L55 138V133L58 130ZM7 131L9 133L14 131V128L8 127V126H0V133ZM161 132H163V128L161 127ZM179 140V138H177ZM215 140V143H212V141ZM64 143H70L71 141L65 136ZM129 143L128 140H124L121 144H113L111 146L119 148L124 147L125 144ZM45 148L47 145L44 146ZM214 147H219L220 152L215 153L213 152ZM191 154V155H189ZM47 159V153L41 152L39 154H36L34 156V161L39 164L43 165V161ZM35 167L33 171L35 172ZM140 172H143V169H139ZM165 173H160L159 175H164ZM119 175V173H117ZM3 174L0 173V177H2ZM14 181L17 186L21 185L22 181V169H20L17 173L14 174ZM34 183H39L40 178L37 176L33 177ZM4 180L0 178V183H3ZM143 183L146 184V181H143ZM159 181H157V184ZM43 186V185H41ZM134 187V185H133ZM199 190V191H198ZM251 196V191L249 192V197ZM154 198V197H153ZM184 197H182L183 199ZM194 208V206H192ZM179 215L178 212L168 213L166 210H162L161 214L157 215L156 222L150 224L151 231L149 232L148 236L149 239H152V234L156 233L157 235L162 231L159 227V224L161 222L166 223L168 226L173 228V232H175V224L174 220L175 217ZM164 216H167V220L164 219ZM135 223L136 221H131ZM5 236L8 235L7 230L3 233ZM168 239H172L173 237L169 236ZM264 238V236H262ZM24 240L25 243H30L32 238L25 239L23 236V232L16 237V239L12 240L11 243H16V240ZM123 242H126L123 241ZM157 250H159L160 245H156ZM187 245H185L184 251H188ZM176 254H174L171 257V264H197V261L195 257L193 256L190 260L183 255V252L179 250V248H176L173 250ZM243 256L245 259L250 261V264H264V250H261L259 252H256L253 250L252 246L250 244H241L239 255L238 256H232L230 255L229 251L225 248L223 251L222 256L220 257L223 259L224 264H243V261L240 259V257ZM38 260H42V257L37 255L36 257ZM208 259L211 261V257H208ZM212 264H215L213 261Z\"/></svg>",
	"mask_w": 264,
	"mask_h": 264
}]
</instances>
